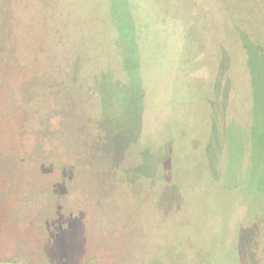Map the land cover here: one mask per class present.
Instances as JSON below:
<instances>
[{"label": "rangeland", "instance_id": "374dc122", "mask_svg": "<svg viewBox=\"0 0 264 264\" xmlns=\"http://www.w3.org/2000/svg\"><path fill=\"white\" fill-rule=\"evenodd\" d=\"M0 264H264V0H0Z\"/></svg>", "mask_w": 264, "mask_h": 264}, {"label": "trees", "instance_id": "16d2710c", "mask_svg": "<svg viewBox=\"0 0 264 264\" xmlns=\"http://www.w3.org/2000/svg\"><path fill=\"white\" fill-rule=\"evenodd\" d=\"M138 71V70H137ZM170 144H171V142H167L166 143V145H168V146H166L165 145V149H166V151L162 154L164 157H165V159L161 162V163H159V165H157L159 168H163V166H165L166 165V163L171 159V155L169 154V156L167 157V154H166V152H167V149L168 148H170ZM170 150V149H169ZM155 150H151V149H149V148H145L143 151H142V155L143 156H145V157H147V156H150V154H151V152H154ZM157 167V168H158Z\"/></svg>", "mask_w": 264, "mask_h": 264}]
</instances>
